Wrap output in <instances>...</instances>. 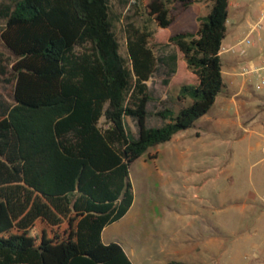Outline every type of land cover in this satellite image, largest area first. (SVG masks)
Here are the masks:
<instances>
[{
	"label": "trees",
	"instance_id": "1",
	"mask_svg": "<svg viewBox=\"0 0 264 264\" xmlns=\"http://www.w3.org/2000/svg\"><path fill=\"white\" fill-rule=\"evenodd\" d=\"M134 2L145 22L125 26L124 58L109 0H0V264H132L102 242L134 202L132 164L192 128L225 88L229 0ZM152 41L175 47L168 69L185 104L156 112L159 127H146ZM180 60L191 77L176 81Z\"/></svg>",
	"mask_w": 264,
	"mask_h": 264
},
{
	"label": "rangeland",
	"instance_id": "2",
	"mask_svg": "<svg viewBox=\"0 0 264 264\" xmlns=\"http://www.w3.org/2000/svg\"><path fill=\"white\" fill-rule=\"evenodd\" d=\"M134 3L109 0L112 30L124 58L125 26L141 28L145 22L143 11ZM262 3L264 0H229V31L224 43L231 34L244 36L246 22L257 19ZM174 9L181 10L179 5ZM186 25L180 19L167 33ZM150 46L159 62L147 81L153 99L147 105L146 127H159L163 122L156 112L164 108L177 111L185 104L176 101L178 86L168 69L175 47L155 41ZM229 59V55L221 57L225 88L209 113L169 142L150 148L130 168L134 202L120 221L103 230L102 242L120 244L132 264H228L226 258L213 257L226 252L227 244L233 242L230 238L252 226L255 215L264 209L257 202L241 212V200L249 192L264 201V103H258L254 93L264 91L245 89L237 75V60ZM184 77L191 74L180 60L176 81ZM8 90L0 83V94L7 100ZM253 121L257 123L246 132ZM125 123L131 137H137L133 120L126 117ZM260 244L264 245V212L257 218L256 232L235 240L231 252L247 247L259 254L254 245Z\"/></svg>",
	"mask_w": 264,
	"mask_h": 264
},
{
	"label": "crops",
	"instance_id": "3",
	"mask_svg": "<svg viewBox=\"0 0 264 264\" xmlns=\"http://www.w3.org/2000/svg\"><path fill=\"white\" fill-rule=\"evenodd\" d=\"M262 7H264V3H262L260 8L262 9ZM259 13H260V10H259ZM259 13H257L256 17L259 16ZM228 21H229V19H228ZM232 22L234 23V20ZM251 22H253V21H247L246 22L245 30H247V26ZM228 23H227V26H228ZM228 31H229V28H228ZM227 34H228V32H227ZM230 36L231 37H229V36L227 37V43H224V41H225V39H224L222 44L228 46V45L232 44L236 39L239 38V37L237 38L235 36V34H231ZM236 60H237L236 58H233V57L230 56V59H229L230 62H234ZM246 60L247 61H253L254 63L255 62L258 63V62L264 61V32L261 33L260 40L257 42V45L254 48H252L251 50H249V53H248V55L246 57ZM237 75H238V72H237ZM241 79H242L241 85L244 86L246 84V88L245 89H249L248 91H253L254 92V90L249 85V81H247L243 77H241ZM261 90L264 91V89H261ZM254 93H255V95L257 97V102L258 103H264V93H262V94H259V93H256V92H254ZM256 123H257V121H253L252 125H250V128L246 132H250L252 126L254 124H256ZM241 202L243 203V205H242L243 207H242L241 212H244V209H246V207H249V208L250 207H254L257 202H259L261 204H264V201H259L256 198L255 194L252 193V192H249L248 196H246V198L242 199ZM261 212H264V209H262L261 211H259L255 215V217H254L255 221L252 224V226H249V227L245 228L242 231V233L236 239L233 240L231 245H227L226 252L219 253L216 256L217 259L221 260L222 258H226L224 260H227L228 264H264V245H262V244L254 245L255 247L257 246L258 249H260V253L259 254L253 253V251L251 249L248 250L247 247H245V249H241V250H239V251H237L235 253L231 252L232 245L235 242V240H237L238 238L242 237L246 233H255L256 232V221H257V218H258V216H259V214Z\"/></svg>",
	"mask_w": 264,
	"mask_h": 264
},
{
	"label": "built area",
	"instance_id": "4",
	"mask_svg": "<svg viewBox=\"0 0 264 264\" xmlns=\"http://www.w3.org/2000/svg\"><path fill=\"white\" fill-rule=\"evenodd\" d=\"M262 32H264V7L260 10L257 19L248 24L244 36L228 46L222 44L219 51L220 56L229 55L237 59L238 75L249 81L253 90L264 89V61L254 63L247 61L246 57L249 50L257 45Z\"/></svg>",
	"mask_w": 264,
	"mask_h": 264
}]
</instances>
